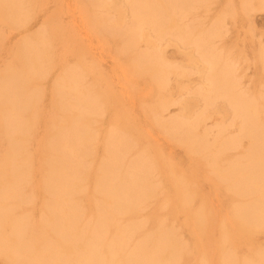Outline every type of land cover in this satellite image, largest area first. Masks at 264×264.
<instances>
[{
    "label": "bare ground",
    "instance_id": "bare-ground-1",
    "mask_svg": "<svg viewBox=\"0 0 264 264\" xmlns=\"http://www.w3.org/2000/svg\"><path fill=\"white\" fill-rule=\"evenodd\" d=\"M257 13L0 0V264H264Z\"/></svg>",
    "mask_w": 264,
    "mask_h": 264
},
{
    "label": "rangeland",
    "instance_id": "rangeland-1",
    "mask_svg": "<svg viewBox=\"0 0 264 264\" xmlns=\"http://www.w3.org/2000/svg\"><path fill=\"white\" fill-rule=\"evenodd\" d=\"M51 12L56 13L57 8L55 6L51 7ZM42 19H40V22ZM66 21H70L69 17H66ZM39 23V21H38ZM235 37L239 40L249 38L250 41V47L252 46L253 49L257 47L256 41H259L262 38V35L264 34V13H257L252 15L251 21L248 25H246L243 28L235 27L234 30H232ZM111 65L110 61H107L105 63V66L109 68ZM245 75L248 79H252L255 76L254 70L249 69L246 71ZM172 114L175 113V111L171 112Z\"/></svg>",
    "mask_w": 264,
    "mask_h": 264
}]
</instances>
